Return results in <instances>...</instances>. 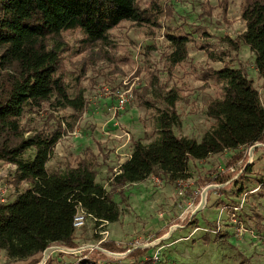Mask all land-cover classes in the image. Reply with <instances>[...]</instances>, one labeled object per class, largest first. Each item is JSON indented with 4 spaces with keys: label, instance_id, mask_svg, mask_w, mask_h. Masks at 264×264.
I'll return each mask as SVG.
<instances>
[{
    "label": "rangeland",
    "instance_id": "1",
    "mask_svg": "<svg viewBox=\"0 0 264 264\" xmlns=\"http://www.w3.org/2000/svg\"><path fill=\"white\" fill-rule=\"evenodd\" d=\"M137 2L142 8L159 6L157 25L122 21L109 31V43H90L77 30L63 33L61 73L70 96H83L84 108L54 109L44 104L22 120L31 132L52 129L59 123L63 133L48 165L61 167L67 162L73 165L76 157L93 153L99 164L96 180L105 187L107 178L128 158L132 140L148 141L156 108L163 106L169 90H175L178 96L175 108L180 123L174 128L177 135L200 140L209 129L213 119L205 113L206 102L219 95L220 87L212 80H202V74L223 63L212 61L207 49L215 53L224 50L228 54L227 64L247 68L264 107V78L254 67L253 53L245 45L231 49L224 41L225 37L235 39L245 29L241 18L243 0ZM167 33L186 34L189 38L186 60L178 65L169 63L173 47ZM123 80L133 84L134 99L113 115L114 91L122 86ZM145 100L153 106L145 107ZM73 130L79 134L70 135ZM234 153L225 150L203 160H190L186 176L174 181L163 175H151L144 181L127 185L121 189L125 200L115 196L120 217L101 228L106 231L104 235L86 219L83 228L76 231L77 247H84L81 252L56 250L46 262L238 264L245 258L244 264H264V233L253 230L248 218L256 211L264 224V198L259 202L250 194L257 187L256 181H246L248 191L242 193L237 192L235 183L239 173L251 162H255V171H263L264 146L255 143L245 151V160H239L236 166H227L228 158ZM0 164L1 178L5 166ZM239 166H243L240 171ZM216 178L225 181H211ZM26 187L19 185L21 191ZM13 198L14 194L8 192L5 201ZM202 199L203 207L197 210ZM103 236L105 240L98 245V238ZM104 242L111 248L103 245ZM91 245L98 248L90 250ZM103 249L124 254L114 257ZM155 252L158 262L151 259ZM79 254L85 258L77 263ZM36 258L38 264L42 253ZM27 261L9 262L0 250V264H31V259Z\"/></svg>",
    "mask_w": 264,
    "mask_h": 264
},
{
    "label": "trees",
    "instance_id": "2",
    "mask_svg": "<svg viewBox=\"0 0 264 264\" xmlns=\"http://www.w3.org/2000/svg\"><path fill=\"white\" fill-rule=\"evenodd\" d=\"M159 13L157 4L142 8L137 0H0V160L16 166V186L23 181L28 184L12 200L0 201V250L9 262L31 259L36 264V255L51 245L77 247L72 221L79 203L95 227L115 222L121 214L115 196L125 200L121 189L127 185L151 175L180 179L186 176L190 160H203L225 150L235 151L226 164L236 166L247 158L245 151L252 145L264 146V107L247 68L227 64L224 50L207 49L208 57L223 65L202 74V80H212L220 92L206 102L205 113L213 122L200 140L175 133L180 116L175 108L178 96L171 89L163 106L156 108L148 141L132 140L129 158L107 178V187L96 180L98 158L91 152L76 157L73 165H48L63 133L61 125L31 132L22 120L44 104L54 109L84 108L83 96H70L61 73L63 33L77 30L90 43H109V31L122 21L157 25ZM241 18L244 31L224 41L234 50L247 46L258 75L264 78V0H243ZM202 34L206 32L202 30ZM167 36L173 47L169 63L178 65L186 60L189 38L186 34ZM144 106L153 105L145 100ZM254 165L247 164L235 183L242 193L248 191L246 181H256L250 194L260 202L264 167L260 172ZM211 181L223 183L225 179ZM237 216L241 218L239 212ZM248 218L253 230L264 233L258 212ZM103 245L111 248L108 243ZM243 259L238 264H244Z\"/></svg>",
    "mask_w": 264,
    "mask_h": 264
},
{
    "label": "built area",
    "instance_id": "3",
    "mask_svg": "<svg viewBox=\"0 0 264 264\" xmlns=\"http://www.w3.org/2000/svg\"><path fill=\"white\" fill-rule=\"evenodd\" d=\"M114 98H115V103L113 105V111H112L113 115H115L116 113H118L119 111L124 109V107L128 103L133 101V99H134L133 84L129 83V81H127V80H123L122 86L120 88H117L114 91ZM78 134H79L78 130H73L70 133V135H72V136H77ZM126 135H127V133H126ZM129 156H130V154L128 155V157ZM1 162L5 166L4 167L5 171L0 178V201H5V196L8 192H12L15 196L21 190L19 189V186H16V184H14V173L16 170V166L12 163H6L4 161H1ZM118 171H119V166H118L117 170L115 169V172H118ZM21 184L22 185L25 184V186H28L27 182H24V181ZM87 217H88V214L85 212V210L80 205V203L77 204L76 212L73 216V221H72V225H73V228L75 231H80L83 228ZM105 224H107V223H101L98 226H96L97 229H100L99 233L102 235H104L106 232L104 229H101ZM104 240H105V238L103 236L98 240L97 244L98 245L101 244ZM94 247L98 248L96 245H91L89 247V249L91 250ZM83 248L82 247L70 248V247H65V246L51 245L42 252V258L38 264H44L46 262V259L56 250H60L62 252H69V253H73V254H78L81 252V250ZM103 251L106 254H108L110 256H114V257H121V255L124 254V253H117V252L108 251L105 249H103ZM78 256L79 257H77V259H76L77 263L81 262L82 259L85 258V257H82L80 254ZM151 259L155 262H158L159 257L157 255V252H155L153 254ZM60 264H73V263L63 262Z\"/></svg>",
    "mask_w": 264,
    "mask_h": 264
},
{
    "label": "bare ground",
    "instance_id": "4",
    "mask_svg": "<svg viewBox=\"0 0 264 264\" xmlns=\"http://www.w3.org/2000/svg\"><path fill=\"white\" fill-rule=\"evenodd\" d=\"M203 204H204V199H202L201 203H199V207H197L196 209L199 210L203 207Z\"/></svg>",
    "mask_w": 264,
    "mask_h": 264
},
{
    "label": "crops",
    "instance_id": "5",
    "mask_svg": "<svg viewBox=\"0 0 264 264\" xmlns=\"http://www.w3.org/2000/svg\"><path fill=\"white\" fill-rule=\"evenodd\" d=\"M128 158H129V157H128ZM128 158H127V159H128ZM127 159H126V160H127ZM124 161H125V160H124ZM124 161H123V162H124ZM0 163H2L1 160H0ZM0 165H1V164H0ZM24 262H28V261L26 260V261H24Z\"/></svg>",
    "mask_w": 264,
    "mask_h": 264
}]
</instances>
